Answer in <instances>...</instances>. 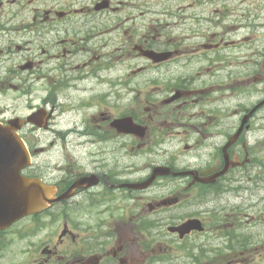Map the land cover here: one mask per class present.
Returning <instances> with one entry per match:
<instances>
[{
  "label": "flooded vegetation",
  "instance_id": "1",
  "mask_svg": "<svg viewBox=\"0 0 264 264\" xmlns=\"http://www.w3.org/2000/svg\"><path fill=\"white\" fill-rule=\"evenodd\" d=\"M263 100L264 0H0V123L72 192L7 264H264Z\"/></svg>",
  "mask_w": 264,
  "mask_h": 264
},
{
  "label": "water",
  "instance_id": "2",
  "mask_svg": "<svg viewBox=\"0 0 264 264\" xmlns=\"http://www.w3.org/2000/svg\"><path fill=\"white\" fill-rule=\"evenodd\" d=\"M16 121L10 126L0 125V228L21 217L43 210L54 201L53 190L37 178L21 176V169L30 163V154L14 133ZM70 192L60 198L69 196ZM198 225L197 220L185 224L188 229Z\"/></svg>",
  "mask_w": 264,
  "mask_h": 264
},
{
  "label": "rangeland",
  "instance_id": "3",
  "mask_svg": "<svg viewBox=\"0 0 264 264\" xmlns=\"http://www.w3.org/2000/svg\"><path fill=\"white\" fill-rule=\"evenodd\" d=\"M233 106H234V103H233ZM5 242H7L8 244H6ZM3 246H12V248H15V247H20V243L17 241V239H11V241H9V239H0V247H3ZM0 264H7V261H10V262H16V260H18V256L13 254L12 251L10 250H3L0 252Z\"/></svg>",
  "mask_w": 264,
  "mask_h": 264
}]
</instances>
